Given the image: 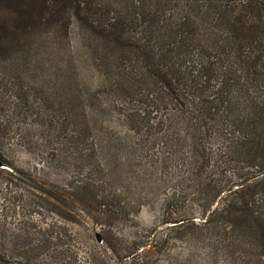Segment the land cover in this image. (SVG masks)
<instances>
[{"label":"trees","instance_id":"1","mask_svg":"<svg viewBox=\"0 0 264 264\" xmlns=\"http://www.w3.org/2000/svg\"><path fill=\"white\" fill-rule=\"evenodd\" d=\"M25 135L74 170L44 193L96 223L160 198L134 264H264V0H0L2 165Z\"/></svg>","mask_w":264,"mask_h":264},{"label":"rangeland","instance_id":"2","mask_svg":"<svg viewBox=\"0 0 264 264\" xmlns=\"http://www.w3.org/2000/svg\"><path fill=\"white\" fill-rule=\"evenodd\" d=\"M9 13L2 12V19L10 21ZM25 138L21 144L14 141L3 149L12 164L4 165V169L12 175L0 173V264H32L33 261L53 264L49 255L35 258L36 253L32 252L41 244L43 234L62 238L61 249L65 250L62 264H134L127 258L129 249L134 241H148L152 230L159 225L160 198L127 224L110 228L96 223L83 209L65 208L58 199L44 193L45 190L60 192L58 188L70 181L74 170L69 164H60L38 136L25 135ZM127 187L124 195L135 194L134 185L127 180L117 184L122 191ZM60 209L73 218H65ZM186 209L195 215L200 213L195 204H188ZM96 234L102 237L101 243L96 240Z\"/></svg>","mask_w":264,"mask_h":264},{"label":"water","instance_id":"3","mask_svg":"<svg viewBox=\"0 0 264 264\" xmlns=\"http://www.w3.org/2000/svg\"><path fill=\"white\" fill-rule=\"evenodd\" d=\"M0 168L4 169V165H2V163H0ZM96 240L98 241V243H101L102 237L99 234H96Z\"/></svg>","mask_w":264,"mask_h":264}]
</instances>
